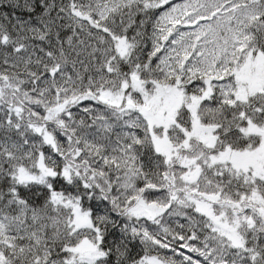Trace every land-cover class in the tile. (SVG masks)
<instances>
[{
    "label": "snow or ice",
    "instance_id": "obj_1",
    "mask_svg": "<svg viewBox=\"0 0 264 264\" xmlns=\"http://www.w3.org/2000/svg\"><path fill=\"white\" fill-rule=\"evenodd\" d=\"M0 264H264V0H0Z\"/></svg>",
    "mask_w": 264,
    "mask_h": 264
}]
</instances>
